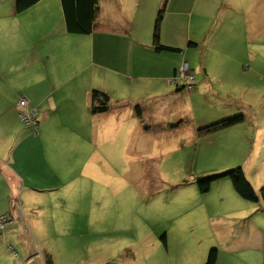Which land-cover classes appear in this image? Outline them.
I'll return each instance as SVG.
<instances>
[{"label": "crops", "instance_id": "1", "mask_svg": "<svg viewBox=\"0 0 264 264\" xmlns=\"http://www.w3.org/2000/svg\"><path fill=\"white\" fill-rule=\"evenodd\" d=\"M99 2L97 29L74 35L67 29L61 0H42L23 13H17L15 0H0V216L11 219L0 231V264H59L70 254V241L74 257L87 245L100 247L111 241L107 234L112 230L85 224L88 216L104 215L111 221L116 195L111 189L104 194L109 198L103 197L100 171L116 168L118 161L137 164L135 154L143 157L153 147L159 152L165 138L174 146L187 125L188 112L185 121L176 114L179 100L185 98L188 110L198 101L195 84L187 93L177 82L182 67L188 64L193 75L199 67L212 72L209 56L203 55L199 66L190 53L197 45L188 41L198 40L197 30L203 25L195 20L192 2L197 0ZM163 8L161 42L180 52L153 49L155 22ZM218 62L220 67L223 54ZM95 90L110 97L109 112L91 111ZM22 100L36 114V128L22 121ZM154 135L157 138L145 139ZM263 148L257 144V158H264ZM246 175L251 180L247 171ZM213 187L225 193L203 195L196 190L181 199L179 210L169 211L175 218V240L178 235L191 237L193 248L198 244L203 252L202 261L213 246L217 264L224 255L260 260L264 201L252 206L228 180ZM103 200L110 202V209L103 210ZM244 218L246 226L239 222ZM170 232L161 239L160 234L149 237L145 253L168 248ZM72 234L77 235L70 240ZM128 253V264H139L137 252L131 248Z\"/></svg>", "mask_w": 264, "mask_h": 264}, {"label": "rangeland", "instance_id": "2", "mask_svg": "<svg viewBox=\"0 0 264 264\" xmlns=\"http://www.w3.org/2000/svg\"><path fill=\"white\" fill-rule=\"evenodd\" d=\"M197 1L192 2L197 9L195 20L203 25L199 24L198 40L188 41L197 45L190 53L198 60L199 66L203 55L205 58L209 56L212 72L205 73L199 67L200 70L194 74V89L198 88L194 98L198 97V101L190 110L185 98L177 104L181 112L176 114L182 120H186L188 112L187 120H184L187 125L182 127V134L176 137L174 146L166 143L169 138H165L164 144L158 146L161 147L159 152L153 147L143 157L135 154L134 162L137 164L118 161L116 168H103L100 171L103 197L111 192L116 195V200L111 202V221L104 215L101 218L88 216L85 224H90L92 228L100 226L103 232L112 230L107 234L112 236V240H106L100 247L87 245L84 252L75 257L74 243L70 241V254L59 264H128L132 258L128 253L131 248L137 252L139 264H206L211 250L216 247L210 248L202 261L203 252L198 244L193 248L195 241L191 237L186 240V236L178 235L179 240H175V218L168 214L169 211L179 210L178 205L185 195L193 196L196 190L201 192V179L239 167L247 171L252 185L261 194L264 187V184H260L264 182V158H257L254 150L257 144L264 145V0ZM209 2L215 3L216 8ZM182 21L186 25L188 19L183 17ZM222 54L223 62L218 67ZM186 92L192 91L186 89ZM241 115L245 117V122L229 128L235 129L212 134L199 133L200 129L211 124ZM193 127L197 128L196 132L190 131ZM154 138L157 136L145 137ZM120 144L121 141L118 146L123 145ZM221 180H228L232 184L230 178ZM210 192L219 195L224 194L225 190L213 187ZM109 204V201L103 200V210L110 209ZM247 219L239 222L244 221L246 226ZM261 228L264 233V223L263 227L261 223ZM170 229L168 248L163 245L160 249L151 248L145 253L144 243L149 237L160 234L161 239ZM187 229L191 230L190 227ZM146 231L145 237L138 242ZM161 231H164L163 234ZM73 235L77 234L70 235V240ZM151 242L152 245L156 243L155 240ZM245 256L243 254L234 260L224 255L218 264H264V256L260 258L261 261Z\"/></svg>", "mask_w": 264, "mask_h": 264}, {"label": "trees", "instance_id": "3", "mask_svg": "<svg viewBox=\"0 0 264 264\" xmlns=\"http://www.w3.org/2000/svg\"><path fill=\"white\" fill-rule=\"evenodd\" d=\"M41 1L42 0H15L16 11L17 13H23ZM165 1L168 2V0ZM61 2L69 33L74 35H90L97 29L101 14V5L99 0H61ZM165 11V8L159 11L155 22L153 49L159 53L180 52V49L166 46L161 42V29ZM110 109V97L101 91H93L91 98V111L94 114H102L109 112ZM137 113L141 115L142 112L140 107L137 108ZM244 120L245 117L241 115L233 119L211 124L203 129H200L199 133H217L241 124ZM223 178H230L235 191L242 199L258 205L264 201V187L261 189V194H259L247 177L245 170L241 167L221 175L201 179L199 181L201 193H209L213 184L221 181ZM217 260L218 251L213 249L208 256L206 264H217Z\"/></svg>", "mask_w": 264, "mask_h": 264}, {"label": "built area", "instance_id": "4", "mask_svg": "<svg viewBox=\"0 0 264 264\" xmlns=\"http://www.w3.org/2000/svg\"><path fill=\"white\" fill-rule=\"evenodd\" d=\"M177 82H182L184 84V87L189 91L193 88L195 84V78L194 75L191 74L188 64H185L182 67ZM19 114L24 123L36 128L37 126L36 114L33 111L28 110V102L26 100H22L20 102ZM10 223H11V219H9L6 216H0V231H3L5 227Z\"/></svg>", "mask_w": 264, "mask_h": 264}, {"label": "water", "instance_id": "5", "mask_svg": "<svg viewBox=\"0 0 264 264\" xmlns=\"http://www.w3.org/2000/svg\"><path fill=\"white\" fill-rule=\"evenodd\" d=\"M183 88H185V87H183ZM183 88H181V89H179V90H181V91H182V90H183Z\"/></svg>", "mask_w": 264, "mask_h": 264}]
</instances>
